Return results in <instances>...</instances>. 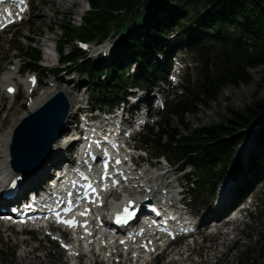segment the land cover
<instances>
[{
    "label": "trees",
    "instance_id": "16d2710c",
    "mask_svg": "<svg viewBox=\"0 0 264 264\" xmlns=\"http://www.w3.org/2000/svg\"><path fill=\"white\" fill-rule=\"evenodd\" d=\"M89 5L91 10L81 25L70 19L56 24L61 31L57 47L70 71L87 74L93 94L102 98L97 102L118 101L124 98L128 85H145L150 76L161 78L162 69L157 65L168 69L173 49L195 51L200 61L199 77L188 81L156 125L148 127L144 142L158 154L173 155L179 168L191 165L198 173L199 194L207 190V184L210 192L215 191L226 174L246 177L238 188L237 200L256 182L264 183V97L242 109L229 108V116L220 122L194 129L186 118L196 112V106L216 102L223 87L251 83V68L262 67L259 87L264 88V0H90ZM172 35L180 43L170 49ZM110 36L117 38L110 60L103 56L89 59L76 43L103 41ZM158 55L166 61L158 62ZM31 56L37 63L40 51ZM134 63L137 71L132 73ZM30 64V68L38 67ZM173 117L190 132L183 134ZM255 125L261 126L256 139L262 148L250 153L246 170L236 151ZM262 236L264 241V233ZM243 256L245 264H260L247 254Z\"/></svg>",
    "mask_w": 264,
    "mask_h": 264
},
{
    "label": "rangeland",
    "instance_id": "374dc122",
    "mask_svg": "<svg viewBox=\"0 0 264 264\" xmlns=\"http://www.w3.org/2000/svg\"><path fill=\"white\" fill-rule=\"evenodd\" d=\"M89 1L90 0H31V10L26 14L25 19L0 36V79L4 72L13 64H37L39 68L26 70V73L35 71L39 76L41 85L37 90H44L45 87L49 86L47 82H59V80L63 81L74 77L75 80L71 81L69 86L75 87L76 84L79 85L83 83L80 85L82 88L81 91H86L90 96L92 87L89 86L90 80L87 74H72L74 76H67L68 74L65 73L59 75L54 74L52 69L60 65L57 61L54 67H43L46 63L44 61V51L46 48L43 44L44 40L48 38L46 44L47 46L49 45L50 52L53 54L52 63L54 65L55 59L59 57L55 52V46L57 40H59L61 36V31L56 24L63 23L65 19H70L74 25H79L80 17L83 16L89 8ZM112 38L110 40L107 39L105 42L101 43V45L95 43L91 44V50L88 52L89 56H92V54L94 56L103 46L106 51H109L108 47L110 44L114 46L117 43V38ZM21 48H23V51ZM69 50L70 47L67 46L66 51L68 52ZM37 51H40V61L36 63V61H33L31 55L37 53ZM179 55L182 56L186 62V65H184L186 70L184 69L182 71V76L179 81V85L182 86L188 84V81H195L199 77L200 61L195 51H190L188 49L182 50ZM159 57L161 56L159 55ZM130 69L133 71L135 68L132 66ZM249 72L252 76L251 83L247 85L239 84L238 86L223 87L216 102L211 103L207 107L203 105L196 106V112L186 116L190 128L194 129L202 125L220 122L224 116H229V108L234 110L242 109L249 105L252 100L263 98L264 88L259 87L263 72L262 67L251 68ZM21 79L20 77L18 78L19 81ZM164 83L167 87L168 85H166L165 81ZM4 87L5 84H2L0 95L4 92ZM76 90L78 92V86ZM180 92V87L165 88L164 98L166 104L167 101L172 100L173 97L177 95L175 93L179 95ZM10 102H13L15 106L13 107L12 104V106L9 107L8 113H6L5 109ZM30 103L31 101L26 99V91L23 86L18 89L15 100H11L8 97L2 98L0 100V131L12 126L16 117L19 115L21 116L26 110L29 111L28 108ZM11 107L13 108L10 109ZM160 111H162V109ZM156 112L157 111H153V113ZM157 119H159L157 116L155 117L152 115L149 121L150 125ZM173 123L183 134H188L191 130L182 127L177 117H173ZM72 125L73 123L71 122V126ZM258 130V128L249 130L246 138L236 151L241 164L245 166L246 170L249 169L250 153L262 148V143L256 139ZM142 134L143 133L136 134L132 143L137 146L142 145L144 143ZM250 140L253 142L251 143ZM148 151L144 154H148ZM155 152V147L150 148V153ZM169 159L175 162L173 155H169ZM142 165L147 167V162H143ZM172 166L173 169H175V164ZM247 177H251V175ZM181 182L186 183L183 177ZM223 184L224 181L217 185L218 187L214 194L208 191V189L204 191L203 196L200 198V204L204 205L207 203L214 205L217 203L220 188ZM230 185L234 188L233 183ZM254 185L255 189L252 194H250L249 201L253 200L255 206H251L243 215L238 213L237 217L233 219L230 222L231 224L227 227L222 226L217 229V231H213L214 229L205 230L203 236H199L195 243L191 241V244H188L190 240L187 241V244L183 243L181 248L188 247V250L183 252V256H185L186 259L185 261H175L173 258L175 252L169 251L167 254L161 256L156 264H245V258L243 256L245 254H247L249 258L259 261L260 264H264V241L262 236L264 233V183H255ZM208 186L209 185H207V187ZM33 234L35 236L34 238L29 235L18 233L16 229L4 230V226L1 225L0 264H60L66 260L65 253L57 244L49 240H41L42 234L40 232H33ZM21 239H29L30 242L28 244H18L17 242ZM25 248L31 250V255L29 254L28 258L22 260L20 256L22 255V250ZM34 256H38L41 262L36 258L31 259V257ZM102 257L103 256H96V258H94V263L108 264ZM89 263L90 261L87 257L81 262V264ZM67 264L69 263L67 262ZM123 264L131 263L125 261ZM151 264L154 263L152 262Z\"/></svg>",
    "mask_w": 264,
    "mask_h": 264
},
{
    "label": "bare ground",
    "instance_id": "6f19581e",
    "mask_svg": "<svg viewBox=\"0 0 264 264\" xmlns=\"http://www.w3.org/2000/svg\"><path fill=\"white\" fill-rule=\"evenodd\" d=\"M65 1V0H64ZM46 38L43 42L44 46H46L45 51H44V61L47 63H45V65L51 67V66H55L56 65V59L54 61V65H53V54L50 52L49 49V45L47 46L46 42H47ZM4 56V55H3ZM5 57V56H4ZM1 58V57H0ZM17 68L18 65L13 64L6 72H4L2 78L0 79V88L2 86V84H5L4 87V92L1 93L0 95V100L4 97H8L11 100H15L17 93H18V89L20 87H24V89L26 90V99L31 101L30 105H29V111L26 110L23 114H21V116L19 115L18 117L15 118L14 123L12 126L8 127V128H4L2 129V131H0V180L4 178V173H10L12 166H11V152H10V148H11V143H12V139H13V134L15 131V128L17 126V124L26 116H28L31 112L36 111L38 108H40L49 98H51L57 91H63L66 96L68 97L69 101H70V105H71V110H70V116L69 119L75 114V112L78 110V108L80 107V94L77 92L76 88H77V84H76V88L69 86L70 85V81L69 79L66 80H59V82L55 81L52 84H50L51 82H47L49 86L45 87L44 90H37L38 88H36L37 92H33L32 94L29 93V85L26 84L24 77H20L22 78L20 81L18 80L19 76L17 73ZM75 79H72V81ZM41 84V83H40ZM11 86H16L18 89L14 94H8L7 93V89ZM35 93V94H34ZM34 94V95H33ZM146 97L142 98H152L153 97V93L150 92H146ZM15 106V104L13 102H10L7 106V108L5 109L6 113H8L9 111V107ZM13 107H11L10 109H12ZM145 113H143V116H145ZM69 123L67 124V122L65 123V128L68 130L69 127ZM256 126V125H255ZM260 125H257L255 128H260ZM254 128V129H255ZM68 136V131L64 132L62 135H60L58 137V139L56 140V142L54 143L53 146V154L56 153V155L59 157L58 161L60 160H64L66 158V154L69 153L73 143H70L69 145L64 147V141H65V137ZM250 142L252 143L253 141L250 140ZM260 144V143H259ZM261 146V144H260ZM49 157V158H48ZM40 158L39 160H37V162L35 164H33L27 171L22 172V177H23V185L27 186V184H30V182H33L36 178H47V176L50 173V166H53V163L51 162V160L53 159V157L48 156ZM20 174V172H18ZM6 176V174H5ZM142 177V176H141ZM143 179V177H142ZM137 183H142L144 185V181H132L131 183H129V185L131 186H137ZM138 184V185H139ZM154 187L157 186V184H153ZM151 185V187L153 186ZM233 191L232 186L230 185L229 181H227L226 183H224L222 185L221 191L219 193V199H220V203H225V201L229 198V196L231 195V192ZM123 200V196L121 195V197H116L114 199L109 198L108 202L106 203V205H108L110 208L115 207L118 203V201ZM219 210L214 211V212H210L208 214L211 215H217L219 214ZM235 215V213H234ZM43 229V228H40ZM45 231V229H44ZM9 236V235H8ZM110 242L111 238H106V237H102V235H100L97 239H92L90 240V238L85 239V244L86 246H90L92 243L95 244V247L101 243L104 242ZM30 242L29 239H21L20 241H18L17 243H23V244H28ZM77 246L73 245V247L67 252L69 254H71L73 251H77ZM22 255L20 256V258L22 260H25L26 258L29 257V254L31 255V250L30 249H23L22 250ZM98 251V250H97ZM100 255L103 254V257L106 258L108 250H105L104 252L99 251ZM95 255V253H93V255H90L88 258H90V263L89 264H95L94 260L92 259V257ZM181 255V256H179ZM32 258H36L38 261L40 260L38 256H34L31 257ZM143 261L149 259V254H143L140 257ZM175 261H185V256H183V253L181 252H175L174 256H173ZM30 261V260H29ZM41 262V261H39ZM38 262V263H39ZM67 262L69 264H75L74 262V258H70L69 256L66 257V260H64L63 262H61L60 264H67ZM97 262V261H96ZM36 264V263H35Z\"/></svg>",
    "mask_w": 264,
    "mask_h": 264
},
{
    "label": "water",
    "instance_id": "95a60500",
    "mask_svg": "<svg viewBox=\"0 0 264 264\" xmlns=\"http://www.w3.org/2000/svg\"><path fill=\"white\" fill-rule=\"evenodd\" d=\"M69 109L70 103L65 93L58 91L38 110L26 117L14 134L11 149L14 163L34 158L44 148L48 149L61 135Z\"/></svg>",
    "mask_w": 264,
    "mask_h": 264
},
{
    "label": "snow or ice",
    "instance_id": "6c2138e0",
    "mask_svg": "<svg viewBox=\"0 0 264 264\" xmlns=\"http://www.w3.org/2000/svg\"><path fill=\"white\" fill-rule=\"evenodd\" d=\"M70 224H75V222L74 221H72V222H69Z\"/></svg>",
    "mask_w": 264,
    "mask_h": 264
}]
</instances>
